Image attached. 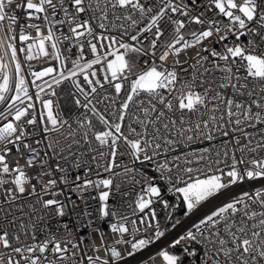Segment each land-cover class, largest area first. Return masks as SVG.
<instances>
[{"label": "snow or ice", "instance_id": "snow-or-ice-1", "mask_svg": "<svg viewBox=\"0 0 264 264\" xmlns=\"http://www.w3.org/2000/svg\"><path fill=\"white\" fill-rule=\"evenodd\" d=\"M157 260L264 264V0H0V264Z\"/></svg>", "mask_w": 264, "mask_h": 264}, {"label": "built area", "instance_id": "built-area-1", "mask_svg": "<svg viewBox=\"0 0 264 264\" xmlns=\"http://www.w3.org/2000/svg\"><path fill=\"white\" fill-rule=\"evenodd\" d=\"M31 63L36 70H39L42 66H47L43 61H32ZM52 63L54 64L55 62L53 61ZM156 250H157L156 246H153V248L151 249V251H156ZM156 264H160V261L157 260Z\"/></svg>", "mask_w": 264, "mask_h": 264}]
</instances>
